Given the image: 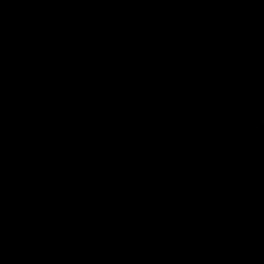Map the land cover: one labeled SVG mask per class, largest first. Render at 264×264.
Masks as SVG:
<instances>
[{
  "label": "water",
  "instance_id": "water-1",
  "mask_svg": "<svg viewBox=\"0 0 264 264\" xmlns=\"http://www.w3.org/2000/svg\"><path fill=\"white\" fill-rule=\"evenodd\" d=\"M0 264H264V0H0Z\"/></svg>",
  "mask_w": 264,
  "mask_h": 264
}]
</instances>
